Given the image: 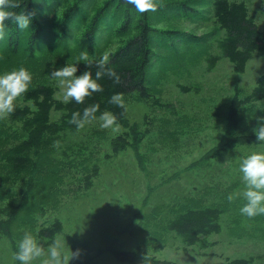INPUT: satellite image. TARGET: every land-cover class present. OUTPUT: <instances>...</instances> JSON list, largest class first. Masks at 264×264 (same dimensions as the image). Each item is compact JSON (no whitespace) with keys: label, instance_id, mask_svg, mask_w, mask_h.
Returning a JSON list of instances; mask_svg holds the SVG:
<instances>
[{"label":"rangeland","instance_id":"1","mask_svg":"<svg viewBox=\"0 0 264 264\" xmlns=\"http://www.w3.org/2000/svg\"><path fill=\"white\" fill-rule=\"evenodd\" d=\"M44 1L35 4L37 18L48 30L40 53L29 57L1 48L0 74L24 67L32 75L29 88L38 82L52 83L56 97L64 100V89L49 74L79 59L84 52L80 48L84 22L103 0H88L65 28L62 16L76 0H60L52 8ZM171 1L156 0L158 5ZM247 1L263 29L264 0ZM197 9L200 15H153L157 28L176 32L172 41L164 40L169 44L159 36L152 38L154 57L148 77L152 91L169 106L123 98L131 122L146 133L137 147L114 154L111 139L125 128L118 124L102 129L97 119L63 134L59 147L41 148L23 172L13 175L5 155L24 132L10 116L0 120V204L26 197L12 240L0 238V264H20L14 256L23 234L30 232L38 240L39 228L56 219L63 222L57 239L69 264H120L115 251L138 245L157 259L178 264H232L235 258L251 257L250 264H264V215L250 219L241 214L245 185L239 171L243 158L264 153V142L215 151L228 128L231 100L253 90L264 73V58L253 57L245 72H236L226 59L208 70L207 57L217 51L215 25L210 15H203L206 5ZM120 40L114 37L102 52L114 50ZM179 83L190 90H182ZM59 115L53 111L52 119ZM259 116H264V99L242 107L235 134L254 136ZM95 165L98 173L88 185L86 175ZM189 206L222 210L221 232L209 236L206 247L198 244L186 250L167 230V218ZM77 251L78 257L71 259V252ZM45 258L32 264H43Z\"/></svg>","mask_w":264,"mask_h":264},{"label":"trees","instance_id":"2","mask_svg":"<svg viewBox=\"0 0 264 264\" xmlns=\"http://www.w3.org/2000/svg\"><path fill=\"white\" fill-rule=\"evenodd\" d=\"M37 0H23L21 8L13 11L35 15L27 29L20 30L15 24L6 21L4 38L0 39V49L4 48L12 53H25L34 57L40 53L42 42L45 38L46 23L37 18ZM60 0H45V5L52 8ZM88 0H76L64 13L61 25L65 28L74 15L83 11ZM90 2V1H89ZM196 2V3H195ZM206 5L208 9L204 16L210 15L214 32L216 34V52L207 57L208 70H212L221 60H229L233 63L236 72H245L248 62L255 56L264 58V28L256 22L254 14L249 9L247 0H174L163 5H158L156 12L139 14L132 5L125 0H103L93 12L88 15L81 32V45L87 51L90 61L95 62L107 54L110 58L109 66L113 67L121 76V83L114 85L113 81L105 77L99 83L103 87L102 92L93 93L85 99L83 104L74 101L65 102L56 97L57 87L49 82H38L28 88L21 102L15 101V111L10 114L13 122H18L24 132V137L14 143L5 155L10 167V174L17 175L23 172L32 162L35 154L47 145H52L54 140L62 138L66 132H76V128L68 123L74 111H83L89 104H98L100 112L109 110L117 116V123L122 126L124 132L111 139L112 152L118 154L129 147H137L145 136V132L139 130L137 123H132L129 111L124 102V109L108 103L114 93L122 94L123 98L135 97L139 100H152V104L160 107L169 106L162 103L152 91L150 86L149 68L151 67L154 52L152 38L159 36L163 44H169L176 33L170 29H159L153 22V15L161 14L166 18L177 15L187 17L196 15L197 6ZM174 13V14H171ZM85 15V16H86ZM200 17V16H198ZM220 34V35H219ZM114 37L120 38L118 46L109 52L103 53ZM84 62L79 59L72 62L78 67L77 75L85 70ZM93 75L95 68L92 69ZM182 90H190L182 85ZM264 99V73L257 80L256 86L245 96L236 94L231 100L228 112V128L216 150L225 147H235L238 144L259 143L256 136L251 134L236 135L235 130L239 124L240 112L246 104H252ZM58 111V119H52V112ZM124 112V115L121 113ZM29 126V127H28ZM95 165L91 174L86 175L88 185L93 176L98 173ZM26 198V197H24ZM23 197L11 198L5 204H0V238L8 237L12 240V228L24 205ZM222 210L216 206L187 207L167 218L166 227L179 238L184 249L190 246H208V237L213 233H219L222 229ZM63 222L56 219L48 226L38 230V242L47 249L53 238L63 232ZM115 259L120 264H178L169 259H157L140 245L131 250H116ZM251 258H235L230 260L232 264H250Z\"/></svg>","mask_w":264,"mask_h":264},{"label":"clouds","instance_id":"3","mask_svg":"<svg viewBox=\"0 0 264 264\" xmlns=\"http://www.w3.org/2000/svg\"><path fill=\"white\" fill-rule=\"evenodd\" d=\"M22 2L23 0H0V39L4 38L6 21L15 24L20 30L29 28L35 13L26 14L24 11L19 13L13 11L21 8ZM125 2L132 5L139 14L158 10L156 0H125ZM79 61L84 62L85 65V70L79 75H77V64L67 63L52 70L49 74L64 89L63 99L65 102L74 101L77 104H83L85 99L91 97L93 93L103 91L99 81L105 77L112 80L114 85H119L122 82L120 74L109 66L110 58L107 54L93 62L89 60L87 51H84L80 54ZM93 67L96 69L94 75L91 70ZM31 81L32 75L24 67L0 74V120L6 119L15 111V101L28 91ZM108 103L124 109L126 112L122 94L114 93ZM98 112V104H89L82 112L74 111L68 123L75 126L77 131L97 119L101 122L102 129L118 127L117 116L114 113L104 110L97 116ZM121 115H124V112ZM252 131L257 142H264V116L257 117L256 126ZM53 146L59 147L60 141L54 140ZM239 171L245 185V190L242 193L245 203L240 209L241 214L250 219L264 215V153L254 152L243 158ZM227 199L231 202L233 196L229 194ZM78 255L79 251L71 252V259ZM41 257H46L43 264H69V259L64 255L63 245L59 239L53 238L45 249L33 234L25 232L18 242L14 258L20 264H32L34 260Z\"/></svg>","mask_w":264,"mask_h":264},{"label":"bare ground","instance_id":"4","mask_svg":"<svg viewBox=\"0 0 264 264\" xmlns=\"http://www.w3.org/2000/svg\"><path fill=\"white\" fill-rule=\"evenodd\" d=\"M33 21V20H32ZM29 127V126H28Z\"/></svg>","mask_w":264,"mask_h":264}]
</instances>
